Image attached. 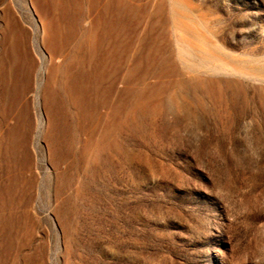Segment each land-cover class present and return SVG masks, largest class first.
I'll return each instance as SVG.
<instances>
[{
    "label": "rangeland",
    "instance_id": "obj_1",
    "mask_svg": "<svg viewBox=\"0 0 264 264\" xmlns=\"http://www.w3.org/2000/svg\"><path fill=\"white\" fill-rule=\"evenodd\" d=\"M60 1L65 66L33 0H0V264H264V0L183 6L256 75L192 68L208 47L182 31L178 0H122L100 85L90 19L74 27ZM106 1L114 22L116 0H80L81 12Z\"/></svg>",
    "mask_w": 264,
    "mask_h": 264
},
{
    "label": "bare ground",
    "instance_id": "obj_2",
    "mask_svg": "<svg viewBox=\"0 0 264 264\" xmlns=\"http://www.w3.org/2000/svg\"><path fill=\"white\" fill-rule=\"evenodd\" d=\"M70 1L72 7L75 8L73 10L74 15L72 19L73 20L72 24L74 27H78L80 25L79 23L82 22L84 18L90 19L89 21L90 26L88 28V31L84 32L83 42L86 45V53H87L86 58L88 60L91 59L96 53L100 54L101 61L97 69L96 80H95V83L100 85L101 82L102 83L104 82V78L106 79L108 77H112L114 71L113 56H115L116 52H115V45L113 40L114 37H117L119 33H121V29L123 27L125 28L126 26V22H125L126 6L122 0H116L115 1L116 10H117L116 19H114V22H108L109 20L107 21L105 20L104 14L107 13V10L111 6V3L109 1L104 2L103 6L101 7V13H98V15L96 16H94V14L93 15L91 14L90 8H88L85 11V13L84 12L82 13L80 0H70ZM33 2L37 8L42 23V28H43L42 42H43V46L46 49V53L49 59L51 61H58L59 58H62L64 66L66 64H69L70 63L69 53H66L64 45L62 44L58 36V17L60 18L67 17L66 5L64 3H62L61 5L60 0H43L44 5H42L41 0H33ZM156 3L155 5L151 6L152 10L156 6ZM174 6L180 9L179 11L178 9L172 6L174 10L180 12L178 16H180L181 18L179 20L181 24L179 23V25L182 28V31L188 33L189 34L188 36H190L191 38L196 37L194 39H196L197 41H201V38L204 37L205 38L204 42L206 43L205 45L208 47V50L203 51V54L199 56L198 63L193 64L192 68L199 69V67L202 65L212 69L211 71L214 73L222 71L232 75H245L247 70L249 72V75L255 73L256 70L246 67L242 62L235 61L234 59H232V57L228 53L225 54L222 51H220L219 50L220 48L215 44L213 40L208 38V36H204V33L195 30L193 27L189 26L185 22V13L183 11V6H185V8L188 7V3L185 0L176 1ZM99 29L103 30L100 36L97 35L98 34L97 31ZM188 41L189 44L185 43L182 40L178 42V48L180 50L179 56L185 60H188L190 58L192 59L191 54L194 48L192 41L191 40ZM117 52H119L120 55L124 53L123 50H118ZM217 61L221 62V65L214 66L213 63ZM59 70L60 69L58 67L53 66L51 68V77L54 76V74H56V72ZM127 71L129 72L128 69ZM256 73L254 75H256ZM110 81L111 80H109V82ZM63 87H65V85H63ZM111 87H112V83L109 86V88L108 86L106 88L109 90ZM99 103L100 104L98 105L100 106L101 101ZM52 104H53L52 99L49 98L48 110L51 108ZM110 109L113 111L114 109L113 106H110ZM109 122L110 121H108V124L111 123ZM107 129H109V126H107Z\"/></svg>",
    "mask_w": 264,
    "mask_h": 264
}]
</instances>
